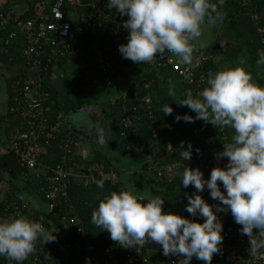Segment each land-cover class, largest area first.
<instances>
[{
	"label": "clouds",
	"instance_id": "1",
	"mask_svg": "<svg viewBox=\"0 0 264 264\" xmlns=\"http://www.w3.org/2000/svg\"><path fill=\"white\" fill-rule=\"evenodd\" d=\"M224 3L225 0H107L106 7L128 18L123 24L129 33L127 43L118 49L124 59L150 64L167 51L191 65L192 41L201 36L205 17L212 21L215 13V18H220L217 4ZM257 55V66H264V50ZM167 94H176L171 82ZM184 95L176 104L187 106L196 116L178 115L177 122L202 120L215 128L230 127L235 133L231 142L223 143L224 150L216 154L218 160L227 158L228 163L215 167L209 179H204L199 168L186 166L180 177L184 188L193 186L197 193L207 189L219 203L209 205L199 194L188 196L184 211L203 218L204 222L198 223L165 212V200L159 195L145 202V197L135 191H113L100 201L91 222L108 232L122 248L143 247L145 242H151L162 247L165 257H183L179 264H191L193 258L212 264L224 239L223 223L217 213L230 212L241 226V234L249 237V254L264 260V86L254 83L245 68L236 67L209 73L203 90L194 96L189 89ZM161 111L172 115L173 108L164 104ZM184 147L185 142H181L179 149L168 145L167 150L178 152L183 161L191 160L193 146L189 143L187 150L181 151ZM106 179L96 181V186L102 189ZM37 240L49 243L55 238L26 216L0 220V256L23 264L34 253Z\"/></svg>",
	"mask_w": 264,
	"mask_h": 264
},
{
	"label": "built area",
	"instance_id": "2",
	"mask_svg": "<svg viewBox=\"0 0 264 264\" xmlns=\"http://www.w3.org/2000/svg\"><path fill=\"white\" fill-rule=\"evenodd\" d=\"M239 1L243 8L251 10L250 20L257 29L261 45L264 46V9H256L253 0ZM106 5L107 0H45L34 15L24 21L12 19L0 9V32H8L5 44L13 43L18 37L22 39L23 65L28 70L20 74L14 83L16 97L9 112L19 120V126L16 127L21 129L12 132L8 145L0 146V159L13 157L21 167L33 173V181L37 184L38 192L51 216H57L56 210L65 207L60 220L66 236L63 239L55 238L49 242V246L37 240L34 253L27 258L32 264H70L73 255L79 258L87 255L84 223L69 195L71 184L77 180L92 183L102 177H107L105 182L112 184L118 180V173L104 165L75 166L73 159L80 145L79 140L64 134L60 124L52 123L54 98L45 84L47 75L42 74L49 73L50 65L63 61L64 67L73 65L80 69V76L72 81L74 85L96 88L112 85L117 79L129 75L127 66L132 62L124 59L118 51L120 45L127 43L129 33L123 28V24L128 18L122 17L115 9L109 10ZM192 55L191 65L184 64L178 56L166 51L163 56L156 57L153 63L141 62L137 66H143L150 71L168 70L177 73L195 96L206 86V76L200 71L208 62V57L195 46ZM44 57L47 58L45 66L42 62ZM121 96L123 99L127 98V94ZM136 102L137 105L131 109L123 107V115L118 120L120 137L127 140L130 136H137L136 150L147 155L156 148L142 140L138 133L145 118L150 121V126L153 124V102L150 94L136 98ZM154 138H157L155 133ZM53 150L57 151V159L54 163H47L46 158ZM227 163V158L196 159L163 167L154 162L150 172L158 178L167 175L175 178L181 177L186 166L199 168L204 173V179H209L215 167H224ZM187 189L189 193L191 191L201 195L207 202H217L211 198L207 189L202 193H197L193 186ZM11 193L7 179H1L0 220L25 216L29 211L28 199L17 198ZM32 220L40 223L46 230L44 218ZM222 235L223 247L233 244L238 247L250 245L249 237L242 235L240 229L226 230ZM68 236L75 238L69 241ZM153 249L167 264H179L183 259L173 255L165 257L162 247L151 242H145L143 247L127 249L114 242L101 253L94 255L92 261L94 264H153L148 255ZM242 255L241 258L237 257L234 264H264V260L248 256L245 251ZM196 262L194 258L191 264Z\"/></svg>",
	"mask_w": 264,
	"mask_h": 264
},
{
	"label": "trees",
	"instance_id": "3",
	"mask_svg": "<svg viewBox=\"0 0 264 264\" xmlns=\"http://www.w3.org/2000/svg\"><path fill=\"white\" fill-rule=\"evenodd\" d=\"M38 2H42L43 0H37ZM214 0H212L213 2ZM216 3V2H213ZM254 7L256 9H264V0H253ZM218 11L220 13V23L222 27L228 26L229 31L235 36L237 41V50L236 52L231 51L230 53H225L224 56L231 60L233 66L235 68L237 67L236 62L233 61L232 57H239L240 59H246L247 63L251 66L250 71H255L256 69H260L262 73L264 72V66L258 67L256 64V61L258 59V51L264 50V46L260 43V36L257 32L256 27L251 22L249 17V12L251 10H248L246 8H243L239 0H225V3L223 6H218ZM3 13L6 15L10 14V11H5L4 9L0 8ZM32 10V11H31ZM30 10V12L33 13V8ZM25 13L24 15L18 17V20H27L28 18H31L32 13ZM216 14H213V17L215 18ZM13 19V17H12ZM15 19V18H14ZM208 20V18H207ZM11 28H9L10 30ZM8 36V32H0V67L3 66H9V67H15L17 65H23V58H22V50L24 48L23 41L21 38L18 37V40L13 41V43H9L8 45L5 44V39ZM7 40V39H6ZM193 46L199 48V46L192 41ZM202 52L205 53L208 57V62L204 65V67L201 69L200 73L204 74L206 76V79L208 78L209 73H217V64L213 62V56L216 55V53L212 52L210 49L204 50L203 48H199ZM47 58L44 57L42 62L45 66L47 63ZM237 62H240V61ZM132 62V61H131ZM64 67V62L59 61L58 63H55L54 65H50L49 67V73H42L44 76L47 75L46 80L53 76L55 72L61 70ZM129 69V75L132 73H136L135 80H138V83H135L133 86L130 87L127 98L123 99L122 96L120 97V100L115 103L113 106V109L111 111V116L115 121V125L112 129V132L117 136L114 139V144H116L117 151L122 154V156H128L130 159H132L135 163H138L141 167L143 166L144 169L147 168L148 163L144 162L148 158L147 155L141 154L138 150L135 148L137 136H130L127 140H123L120 137V127L118 120L123 115V107L127 106V108L131 109L134 105H137L136 98L150 94L153 102V113H154V119L153 124L150 126V121L145 118L144 123L140 127V132L138 135L140 138L144 141H146L149 145H151L153 148H159L160 152L165 155V158L162 162L159 163L162 167L165 165L173 164V163H179V162H185L181 159H179L178 152H169L167 150V145L165 144V137H164V131H168L170 126L175 123H179L184 120H180L179 122L176 121V116L183 117L184 115H190L194 116L196 113L191 111L187 106H180L176 104L177 101L182 100L185 98V92L188 90V86H186L185 80L181 79L179 75L175 72H171L168 70L164 71H150V69L145 68L143 66H137V63H130L128 66ZM127 71L123 74L125 75ZM199 74V73H198ZM138 76V78H137ZM137 78V79H136ZM17 77L6 80V99L4 101V109L5 114L3 116H0V120L4 121L5 118L8 119L5 124L7 126H11V128H15L16 126H19V120L14 118L11 113H9L12 110L13 107V99L16 97V93L14 91V83ZM124 79V77H122ZM174 86L175 90V96H169L168 90H169V84ZM259 84L261 86H264V78L259 80ZM126 85H129V82H127ZM52 95V98H55L56 92L47 87ZM168 104L173 108L172 115H165L162 111V105ZM1 113V112H0ZM53 124H59V118L57 115L55 117L53 116L52 119ZM208 131L210 133V139L209 144L211 146L208 147V143L203 145H199V155L195 156L192 152V159L189 161H193L195 159H217L216 154L219 152H222L224 150V141H227V139H231L232 136L235 134L234 130L230 127H224V128H215L211 124H208ZM154 133L156 134L157 138H154ZM64 134H68V132H64ZM74 136V135H72ZM138 136V138H139ZM77 140H79L76 136H74ZM157 140V141H156ZM130 149H127V148ZM175 149V148H174ZM101 151V152H100ZM8 157L0 159V180L7 179L8 185L10 187L15 186L14 184H17L21 179L25 180V183L27 184V187L30 186V183L33 182V173L28 172L26 169L21 167L16 161L15 163H11L9 160H7ZM47 159V158H46ZM155 162V161H154ZM154 162L151 161L149 164L150 167H148L147 171L153 169ZM157 163V162H156ZM91 164H94L95 167L104 165L106 168L110 169L112 167V164L110 161L102 154V150H99L94 155V159L91 162ZM86 166H90L89 164H86ZM153 176L151 179L155 183V186L157 184L160 188H169L168 178L169 176H165L164 178H158L154 173L150 172ZM148 173V174H150ZM32 180V181H31ZM177 182H181V178H175ZM174 182V181H173ZM75 186V184H74ZM119 183L118 181L115 184L104 182V187L98 189V187L92 182L86 186L80 185L76 189V191L71 190V194H73L76 200V208H77V214L82 219L84 223V236L86 239V245L87 250L89 253V256L91 258V264H94L92 261V257L98 253H101L105 248L110 246L114 243L112 239L110 238V235L106 231H102L101 228H96V226L91 222V216L93 211L98 207V204L102 200L101 195L103 192L107 191H115L119 192ZM106 188V190L104 189ZM81 189V191H80ZM21 189H17L16 194L19 195L22 192ZM96 190H99V194H96ZM86 192V199L80 201L81 192ZM95 191V192H94ZM94 192L95 198L93 197L92 193ZM182 196H188V189L182 188L179 191ZM79 193V195H78ZM98 195V196H97ZM189 195H194V192L189 193ZM92 197L93 199H90ZM80 198V199H79ZM86 201H89L93 204V206L85 205ZM146 202V201H145ZM75 203V202H74ZM219 202L217 201V204ZM93 207V208H91ZM65 210V207H59L56 210L57 216H51V221L47 222L46 224V231L48 233H52L53 229L54 232H60L64 229V225L61 223V215L62 212ZM167 212L166 210H164ZM172 213V212H171ZM222 215L225 213H221ZM186 216H189L190 220H194L195 222H204L203 219H198V217H192L189 213L185 214ZM223 219V218H222ZM231 220V219H230ZM234 223V222H233ZM233 223L229 222L228 219H223V228L224 230H230L232 229ZM241 229V226L238 225L235 228ZM233 231V230H232ZM75 237L70 236L67 240L72 241ZM40 242L43 245L49 246L50 243H46L43 240H40ZM236 244H233V246ZM237 246V245H236ZM238 247V246H237ZM240 249L246 250L248 249V255H249V249L250 245L239 247ZM148 255L152 258L150 253L148 252ZM86 255L83 256V258L79 260H85ZM251 256V255H250ZM76 257L73 255L71 258ZM79 258V257H77ZM89 258V259H90ZM162 259L166 261L163 257ZM219 260L225 262L226 264H232L231 261L226 257L224 253L222 255H219ZM194 261V258L192 262ZM191 262V263H192ZM0 264H15V262L8 260L5 257L0 256ZM23 264H32V262L29 259H26L23 261ZM204 264V262H202Z\"/></svg>",
	"mask_w": 264,
	"mask_h": 264
},
{
	"label": "crops",
	"instance_id": "4",
	"mask_svg": "<svg viewBox=\"0 0 264 264\" xmlns=\"http://www.w3.org/2000/svg\"><path fill=\"white\" fill-rule=\"evenodd\" d=\"M45 1V0H43ZM42 1V2H43ZM18 0H13V5L11 7H9L8 9H5V11H10L8 14L11 18L13 17V19H17L18 17L24 15L25 13H29L30 10L33 8V13L31 16L34 15L35 11L37 10L38 6L42 3V2H38L37 0H23V4L19 5L18 4ZM213 2L217 3V0H214ZM218 6H220L219 4H217ZM32 11V10H31ZM220 22V19H219ZM213 25L209 23V20H207V17H205L204 22L201 25L200 31H201V36L197 39H195L193 42L196 43L199 48H203L204 50H208L210 49L212 52L216 53L215 56H213V62L217 64V71H222V70H226V69H230V68H235V66H233L231 60H229L228 58H226L224 56L225 53H230L231 51L236 52V48H237V41L235 36L230 32L229 34H227L229 36V44L225 43L223 40H221V37L224 36V31H225V27H222L221 23H220V27L216 28V31L214 34H212L211 36H206L207 32L211 31L213 29ZM229 30V29H228ZM239 57H232L233 61L236 62L237 67H243L245 68V70L247 72H249L252 75L253 78V82L259 84V80L264 78V72L262 73V71L260 69H256L254 72L250 71L251 70V66L249 65V63H247L246 59H240L241 61H244V63L242 64L241 61L239 60ZM240 62H237V61ZM71 65H67L65 67H68ZM63 67V68H65ZM62 68V69H63ZM79 68V67H78ZM60 71V70H59ZM59 71L55 72V74H57ZM80 71V69H79ZM24 72H28L27 68L24 67V65H17L15 67H9V66H3L0 67V76L2 79L5 80H10L12 78L18 77L20 74H23ZM54 75V74H53ZM59 77V76H58ZM57 75L55 76H51L49 77L47 80H45V84L53 89L56 92V96L54 98L53 101V105H54V113L51 116V118L53 119V116L55 117V115L58 116L59 118V124H61V119L63 118V116L68 112V111H72L73 109L76 108H81L83 105H85L86 103H91L92 105H95L98 107V109L100 110L102 105L105 104L103 98L99 97V94L96 92L97 88H94L93 92L91 91L92 89H89L85 92V94L77 96L78 94H74V91H72L71 89H69V87L64 84L63 82H60V80L58 79ZM60 78V77H59ZM61 79V78H60ZM16 81V80H15ZM123 81V79H122ZM124 83V81H123ZM260 85V84H259ZM124 87H127V85H125ZM123 87V88H124ZM123 88H121L120 92V96L115 98L113 100V102L108 103L107 104V108H105L106 113H107V117H106V122H108L109 124H111L112 119L108 118L109 116H111V107L113 106L112 104L115 105L116 102H118L120 100V97L122 94H124L122 92ZM61 92H65V96L62 100H64V102L61 101ZM96 92V93H95ZM112 105V106H111ZM0 116H3L5 114V109H3V107L0 109ZM94 114V113H93ZM94 116V115H93ZM5 122L8 121V119L5 118L4 120ZM4 121L0 120V146L1 145H8L9 140L11 138L12 132L14 131H19V129H21L20 127H15L14 129L11 128V126H7L5 124ZM105 124L106 126V143H107V147L105 149H100L102 150V154L104 156H106V158L110 161V163L112 164V167L110 169L116 171L118 173V183H119V192L120 191H135L138 194L142 195L145 197V201H147V199L151 196H155V195H159L162 199L165 200V204H164V210H166L167 212H172L174 214L177 215H181L185 218H189V216H186L185 214H187V212L184 211L185 207L188 204V200L187 197L188 196H194V195H189L188 196H182L180 194V190L182 188V184L180 182H177V180H175V178L177 177H169L168 178V182L167 183H171V185L169 184V188H160L159 185L157 184V186H155V183L152 181V175L150 173V171L148 169V167H150V163L151 161H155V159H153V156L156 157L157 159V163L161 162V158H160V154L162 155V153L160 152L159 148H156L154 152L149 153L148 158H146L147 160H145L144 162L148 163V166L146 169L143 168V166L141 167L138 163H135L132 159H130L128 156H122V154H120L119 151H117L116 149V153H115V159L111 156H108L107 153H105V151L108 149L110 144H114V133L112 132V129ZM61 127V130L63 131V133H66V129H64V127ZM69 134V133H68ZM72 135V134H69ZM67 135V136H69ZM165 137V135H164ZM166 141H167V146L168 145H172V143H170V141H168L169 139H167V137H165ZM157 141V140H156ZM79 147L77 149V154L75 156V158L73 160H75V166H82V165H86L89 164L92 167H95L94 164H91V162L94 159V155L96 154L98 150V146L97 145H87L83 142V140L79 139ZM112 142V143H111ZM225 143H229L231 142V139H227V141H224ZM96 146V147H95ZM175 149H177L176 147H173ZM101 152V151H100ZM196 155V154H195ZM57 159V151L53 150L50 152L49 157L46 159L47 163H54ZM196 160V159H195ZM193 160V161H195ZM189 161V160H188ZM12 163V162H11ZM150 173V174H148ZM180 178V177H178ZM22 180V183H20ZM17 184H14L15 186L10 187L11 190V194L12 196L14 195V193L16 194L17 189H23L22 192L17 196L14 195L15 197L19 198L22 197L23 199H28L30 206H29V211L27 213H25V216L28 217L29 219H37L39 217H42L45 219L46 224L47 222L51 221V215L50 212L46 206V203L42 200L39 192H38V187L34 186L33 183H30V186L25 188L27 186V184L24 182L25 180L21 179ZM98 181V180H97ZM174 181V182H173ZM96 181H94L93 183L96 185L95 183ZM75 184V186H74ZM90 183L81 181V180H77V181H73L71 184V189H70V199L71 202L73 204V206L75 207L76 211L77 208L75 206L76 204V200L77 198L73 197L74 195L71 194V190L76 191V189L78 188V186L83 185L86 186ZM151 184V185H150ZM184 188V187H183ZM79 189V188H78ZM99 189V188H98ZM106 190V188H104ZM102 191V189H100ZM81 191V189H80ZM95 192V191H94ZM94 192L92 193L93 197L95 198ZM99 190H96V194H99ZM117 192V193H119ZM112 193V191H105L103 192V194L101 195L102 200L104 199V197L109 196ZM79 195V193H78ZM3 196V193L2 195ZM86 192L83 191L81 192V199L85 200L86 199ZM98 196V195H97ZM90 199H93L92 197H90ZM75 202V203H74ZM86 203L85 205L88 206H93V204L89 201L84 202ZM93 208V207H91ZM200 217H198L199 219ZM218 218L219 220L223 223V219H228L229 222L233 223V227L230 230H236V226H238V224L235 223L234 218L232 217L231 213H227V214H221L218 213ZM223 218V219H222ZM201 219V218H200ZM231 219V220H230ZM198 222V220H197ZM97 228V227H96ZM226 231V230H224ZM54 232V229H53ZM49 233L53 238H58V239H63L64 237V231H60V232H55V233ZM66 236V235H65ZM69 237V236H68ZM251 247V245H250ZM221 250L218 254H215L212 260V264H226L225 262L219 260V255H222V253H224L226 255V257L231 261L232 264H234L238 258L243 256L242 252L245 251L246 254L248 255V249L243 250L240 249L239 247H237L236 245H231L230 247H223V245L220 246ZM88 249V248H87ZM88 252V250H87ZM150 255L152 256V262L153 264H167L166 261H164L162 259V257L160 256V254H158L157 251L150 250L149 251ZM250 256V254L248 255ZM87 258H85V260L83 259L82 261L79 260L81 258H77V257H73L70 264H88V262L90 261L91 264V258L89 256V253H87V255L85 256ZM83 258V257H82ZM90 258V259H89ZM241 258V257H240ZM196 264H202L203 261H199L196 260Z\"/></svg>",
	"mask_w": 264,
	"mask_h": 264
},
{
	"label": "rangeland",
	"instance_id": "5",
	"mask_svg": "<svg viewBox=\"0 0 264 264\" xmlns=\"http://www.w3.org/2000/svg\"><path fill=\"white\" fill-rule=\"evenodd\" d=\"M18 1H19L18 2L19 5L23 4V0H18ZM11 4L12 5L14 4L13 0H0V8H2L4 10L11 7L12 6ZM23 6H24V4H23ZM209 23L212 24L214 28L211 31L207 32L206 36H211L212 34L215 33L216 28L220 27L219 18L218 19L214 18L212 21H209ZM55 75H57V77L59 76L61 78L60 79L58 77L60 82H63L64 84H66L69 87V89L74 91V94H78L77 96L85 94V92L89 89H92L91 91L93 92L94 88H96V87L87 86V85H74L72 81L74 78H78L80 76V71H79L78 67L73 66V65L61 69L57 74H54L53 76H55ZM136 83H138V80L136 81ZM5 84H6L5 80L2 79L0 76V109L2 107L4 109V101L6 99ZM124 86H125V83H123L122 78H119L112 85L97 87L96 92L99 94L100 98H103V100L105 102V104H103L104 107L107 108L108 103L113 102V100L115 98L120 96V94H121L120 90ZM61 93H62V94H60L62 96L61 101L64 102V100H62V99L65 96V94H64L65 92L64 93L61 92ZM112 105L114 106V104H112ZM113 106L111 107V110L113 109ZM195 116H196V114L192 117H195ZM208 124H211V123H205L202 120H195L192 123L181 121L179 123L172 124L170 126V128L168 129V131H164V135H165V137H167V139H169L168 141H170V143H172V147H176L177 149L180 148L181 142H185V147L183 149H180L181 151L187 150V145L190 143L193 146V149H192L193 154L194 155L196 154L195 156H198L199 151H197V149L199 150L198 147L200 144L205 145L208 143L207 144L208 147L211 146L209 144L210 133L208 131ZM83 142L87 145L91 144L90 142L85 141V140H83ZM165 144L167 145L166 139H165ZM115 148H116V144H113V145L110 144L108 149L105 151V153H107L108 156H110V157L112 156L115 159L116 158L115 157V153H116ZM164 154H162V155L160 154L161 162L165 158ZM156 157H157V155H156ZM156 157L153 156V159H155V162L157 161ZM20 183H22V180ZM32 183L35 187L37 186V184L34 181Z\"/></svg>",
	"mask_w": 264,
	"mask_h": 264
},
{
	"label": "water",
	"instance_id": "6",
	"mask_svg": "<svg viewBox=\"0 0 264 264\" xmlns=\"http://www.w3.org/2000/svg\"><path fill=\"white\" fill-rule=\"evenodd\" d=\"M228 26H226L225 31H224V36L221 37V40H223L225 43L229 44V34ZM135 76L136 73H132L130 75H127L124 77L123 81L125 85L127 82H129V85L127 87H124L122 92L124 95H126L130 89L131 86L134 85L135 81ZM94 106L90 107H83L80 108L79 111L75 112L74 114L71 115V121L69 120L68 123L67 121H64V125L67 124V127L70 131V133L74 136H76L78 139L85 140L88 142H96L98 146L101 149H105L107 147L106 139H105V131L103 130L102 127H99L94 130L92 126L90 125L89 121H91V111L96 110ZM7 160L10 162L15 163V160L13 157H8ZM209 205H217V202L215 201H209L207 202ZM218 215V213H217ZM203 219V218H201Z\"/></svg>",
	"mask_w": 264,
	"mask_h": 264
},
{
	"label": "flooded vegetation",
	"instance_id": "7",
	"mask_svg": "<svg viewBox=\"0 0 264 264\" xmlns=\"http://www.w3.org/2000/svg\"><path fill=\"white\" fill-rule=\"evenodd\" d=\"M137 78H138V76H137ZM136 78V79H137ZM136 81L137 80H135L134 82L136 83ZM88 106H90V107H92V106H94L95 108H97L96 110H94V111H91V114H92V117H91V121H89V123H90V125L92 126V128H94V130L95 129H97V128H99V127H102L103 128V130L105 131V130H107L106 129V126H105V124L107 125V123L108 122H106V117H107V113H106V110H105V108L106 107H104V105H102V107H101V109L99 110L98 109V107L97 106H95V105H92L90 102L89 103H86L85 105H83L81 108H83V107H88ZM79 109L80 108H76V109H73L72 111H68L64 116H63V118L61 119L62 121H61V126L62 127H64V129H66V132H68L69 134H71L70 133V131H69V129H68V127H67V124L66 125H64L63 123H64V121H67V123H68V121L70 120H72L71 119V115L72 114H74L75 112H77V111H79ZM94 113V114H93ZM94 115V116H93ZM108 118H110V119H112V122H111V124H109L108 123V126L111 128V129H113V127H114V123H115V121H114V119L112 118V116H109ZM96 131V130H95ZM105 137H106V131H105ZM114 137L116 138L117 136L114 134ZM114 138V139H115ZM106 139V138H105ZM91 144H93V145H97L98 146V144L94 141V142H90ZM96 147V146H95ZM101 148L98 146V150H100Z\"/></svg>",
	"mask_w": 264,
	"mask_h": 264
}]
</instances>
